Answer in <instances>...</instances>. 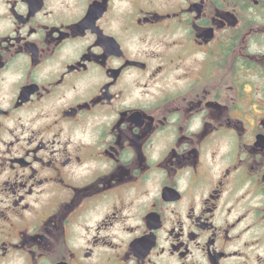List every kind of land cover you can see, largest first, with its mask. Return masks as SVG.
Returning <instances> with one entry per match:
<instances>
[{
  "label": "flooded vegetation",
  "instance_id": "1",
  "mask_svg": "<svg viewBox=\"0 0 264 264\" xmlns=\"http://www.w3.org/2000/svg\"><path fill=\"white\" fill-rule=\"evenodd\" d=\"M0 264H264V0H0Z\"/></svg>",
  "mask_w": 264,
  "mask_h": 264
}]
</instances>
